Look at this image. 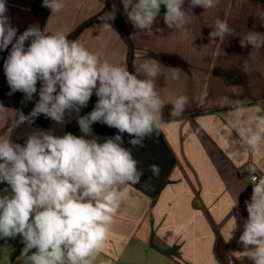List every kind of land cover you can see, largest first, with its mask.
<instances>
[{
    "label": "crops",
    "instance_id": "crops-1",
    "mask_svg": "<svg viewBox=\"0 0 264 264\" xmlns=\"http://www.w3.org/2000/svg\"><path fill=\"white\" fill-rule=\"evenodd\" d=\"M62 2L63 10L53 13L42 6L43 0H6V15L17 36L38 25L46 33L60 31L69 40H79L102 60L126 65L130 72L148 58L161 65L156 90L164 103L162 127L145 138L142 147L130 145L132 137L123 134L122 146L130 149L143 175L130 186L107 240L89 264H240L233 251L242 250L237 240L243 230L240 217H247L245 201L252 192L250 172L255 168L264 176V144L242 145L235 125L242 123L238 108H246L251 119L257 117V107L264 109V48L241 47L239 35L264 33V0H218L207 10L197 6L179 29L167 28L161 6L147 30L133 27L121 0ZM113 6L118 11L113 28L106 30L101 17ZM188 7L185 0L184 9ZM217 19L226 21L234 35L210 41ZM10 49L0 51V134L21 111L29 114L38 100V93L32 101H25L21 92L9 95L3 64ZM173 67L182 70L179 80L171 78ZM179 96L188 102L173 115L171 102ZM96 101L93 94L79 115L91 112ZM77 116L66 114L57 124L41 115L34 124L14 130L10 138L23 144L42 129L79 136ZM92 131L95 137L88 138L101 142L117 134L101 123H94ZM154 164L159 166L158 175L151 171ZM5 188L10 194V187L0 183V193ZM237 200L238 207L233 208ZM233 216L239 228L226 243ZM15 238L0 239V264H22L24 244L19 235ZM243 264L251 262L245 259Z\"/></svg>",
    "mask_w": 264,
    "mask_h": 264
},
{
    "label": "clouds",
    "instance_id": "clouds-1",
    "mask_svg": "<svg viewBox=\"0 0 264 264\" xmlns=\"http://www.w3.org/2000/svg\"><path fill=\"white\" fill-rule=\"evenodd\" d=\"M217 2L189 0L184 9L185 0H121L127 20L137 30L152 29L162 5L164 24L179 29L194 16L193 8L211 9ZM42 6L55 13L65 5L62 0H43ZM117 11L113 6L101 17L106 30L113 28ZM6 13V0H0V51L11 46L3 64L9 95L21 92L25 101H32L38 93V100L29 114L21 111L0 134V183L11 189L10 194L7 188L0 193V239L21 237L22 264H89L107 240L130 186L143 175L130 149L122 146L123 134L132 137L130 145L142 147L144 139L162 127L164 103L156 90L161 65L148 58L130 72L126 65L102 60L79 40H69L60 31L46 33L38 25H30L17 36ZM233 35L228 23L217 19L209 38L215 41ZM239 37L241 47L264 48V33L252 30ZM181 71L170 68L171 78L179 80ZM93 94L97 97L93 110L79 115ZM187 102L186 96L177 97L171 102L172 114L179 115ZM237 111L242 121L235 125L239 142L264 144V109L256 108L255 119L247 117L244 107ZM71 113L78 114L79 136L42 129L23 144L10 138L14 130L34 124L41 115L60 124ZM94 123L114 128L117 134L102 142L90 139L95 137ZM151 171L158 175L159 166L152 165ZM251 179V196L245 201L247 217H240L243 230L237 240L242 250L233 253L240 264L245 259L264 264V176L252 175ZM232 221L226 243L239 228L237 216Z\"/></svg>",
    "mask_w": 264,
    "mask_h": 264
},
{
    "label": "built area",
    "instance_id": "built-area-1",
    "mask_svg": "<svg viewBox=\"0 0 264 264\" xmlns=\"http://www.w3.org/2000/svg\"><path fill=\"white\" fill-rule=\"evenodd\" d=\"M250 178L252 177V175H256L257 177H260L257 173H253V172H250ZM252 180V179H251Z\"/></svg>",
    "mask_w": 264,
    "mask_h": 264
},
{
    "label": "trees",
    "instance_id": "trees-1",
    "mask_svg": "<svg viewBox=\"0 0 264 264\" xmlns=\"http://www.w3.org/2000/svg\"><path fill=\"white\" fill-rule=\"evenodd\" d=\"M162 10H164L165 11V8H164V6L162 5Z\"/></svg>",
    "mask_w": 264,
    "mask_h": 264
},
{
    "label": "rangeland",
    "instance_id": "rangeland-1",
    "mask_svg": "<svg viewBox=\"0 0 264 264\" xmlns=\"http://www.w3.org/2000/svg\"><path fill=\"white\" fill-rule=\"evenodd\" d=\"M19 238H15V241L18 240Z\"/></svg>",
    "mask_w": 264,
    "mask_h": 264
}]
</instances>
